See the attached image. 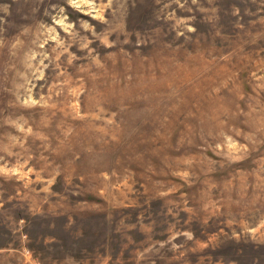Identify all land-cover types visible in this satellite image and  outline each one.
Listing matches in <instances>:
<instances>
[{
    "label": "rangeland",
    "instance_id": "374dc122",
    "mask_svg": "<svg viewBox=\"0 0 264 264\" xmlns=\"http://www.w3.org/2000/svg\"><path fill=\"white\" fill-rule=\"evenodd\" d=\"M0 264H264V0H0Z\"/></svg>",
    "mask_w": 264,
    "mask_h": 264
}]
</instances>
